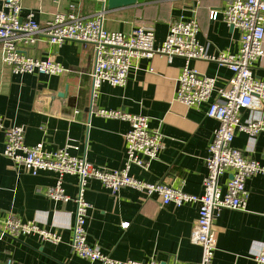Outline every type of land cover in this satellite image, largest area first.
I'll return each instance as SVG.
<instances>
[{
	"label": "crops",
	"instance_id": "crops-1",
	"mask_svg": "<svg viewBox=\"0 0 264 264\" xmlns=\"http://www.w3.org/2000/svg\"><path fill=\"white\" fill-rule=\"evenodd\" d=\"M225 2L138 0L132 6L109 9L107 0L104 25L110 31L124 33L142 25L152 27L158 47L167 37L171 23L190 18L197 5L198 37L208 53L235 54L241 47V32L223 20L210 19L211 11L222 9ZM2 5L0 0V10ZM72 5L84 16H93L103 9L99 0H23L22 16L34 13L44 27L57 12L68 11ZM24 49L32 57L52 58L67 69L61 75L14 74L2 61L0 45V120L7 127L22 126L27 145L43 142L45 150L53 151L70 142L73 156L99 167L117 169L125 160V134L130 124L100 116L97 111L123 110L145 115L150 118V128L165 136V148L148 169L133 167L132 175L150 183H170L190 194L203 193L209 146L219 123L207 116L208 104L189 108L175 100L183 59L175 58L171 63L161 56L141 59L125 86L105 83L92 102L91 45L77 41L53 45L47 37L40 36L38 42ZM192 67L216 77L217 87H225L232 75L227 66L214 61L195 60ZM254 74L264 80V57L256 63ZM262 115L259 110H246L242 120ZM233 146L264 162V131L254 139L237 133ZM4 148L5 135L0 131V220L13 213L23 221H33L58 233L62 240L54 244L38 236L17 238L0 232V264H6L8 259L13 264H95L72 251L75 203L53 202L43 192L55 184L56 174H27L4 156ZM229 178L230 173L220 178L224 189ZM78 185L77 176L65 177L70 196L77 195ZM247 188V211L222 209L214 217V264H256L254 258L264 247V175L250 178ZM85 197L92 205L88 242L98 244L113 259L153 258L162 264L175 260L185 264L200 262L202 247L190 239L198 218V204L163 206L158 196L147 197L131 187L114 194L96 179L89 181ZM124 223L129 225L123 226Z\"/></svg>",
	"mask_w": 264,
	"mask_h": 264
},
{
	"label": "built area",
	"instance_id": "built-area-1",
	"mask_svg": "<svg viewBox=\"0 0 264 264\" xmlns=\"http://www.w3.org/2000/svg\"><path fill=\"white\" fill-rule=\"evenodd\" d=\"M103 9L93 16H84L73 10L57 12L44 27L35 19V14L22 16L23 0H3L0 10V45L2 61L14 74L61 75L67 69L52 58L37 59L30 56L25 47L34 45L40 36L47 37L53 45L68 41L89 44L94 50V66L91 77L92 102L98 97L105 83L125 86L130 72L141 59L161 56L173 62L184 61L178 79L175 100L189 108L208 104L207 116L218 121L214 139L209 146L207 174L203 180V193L190 194L182 187L166 182L150 183L134 177L132 168L148 169L165 148V136L150 128V118L123 110L100 109L97 114L106 118L127 121L130 130L125 134L126 156L123 165L107 169L90 163L85 158L70 153V142L53 151L44 149L43 142L26 144L25 131L20 125L7 127L0 120V131L5 135L4 156L18 169L37 176L41 172L56 174L55 184L44 189V194L53 202L73 201L74 234L72 251L79 257L95 264H162L148 260H116L105 253L98 244L88 242L87 225L92 205L86 200L85 191L92 179L99 180L104 188L118 193L131 187L147 197L158 196L163 206L181 207L198 204V218L191 233V242L202 247V258L196 264H214L217 239L212 224L222 209L247 211L249 191L247 181L256 175H264V162L247 155L233 146L237 133L254 139L264 131V117L242 120L246 110L264 113V80L254 74L255 65L264 57V0H226L220 10H212L210 19L223 20L241 32V47L235 54L219 52L209 54L199 41L200 24L197 5L188 19L171 23L169 32L160 46L155 45L156 34L152 27L139 26L129 33L110 31L105 28L104 16L107 0H99ZM199 4L201 0H193ZM195 60L214 61L227 66L232 75L225 87H217L216 77L200 73L192 67ZM153 69L150 68L149 71ZM215 96V97H214ZM230 173L225 189L220 178ZM73 175L79 179L75 197L66 192L65 177ZM124 223L123 226H128ZM0 232L17 238L38 236L44 241L58 244L62 238L58 233L46 230L33 221H23L13 213L0 220ZM256 264H264V247L254 258ZM6 264H13L8 259ZM170 264H185L174 261Z\"/></svg>",
	"mask_w": 264,
	"mask_h": 264
},
{
	"label": "water",
	"instance_id": "water-1",
	"mask_svg": "<svg viewBox=\"0 0 264 264\" xmlns=\"http://www.w3.org/2000/svg\"><path fill=\"white\" fill-rule=\"evenodd\" d=\"M138 0H108V8L116 9L137 4Z\"/></svg>",
	"mask_w": 264,
	"mask_h": 264
}]
</instances>
